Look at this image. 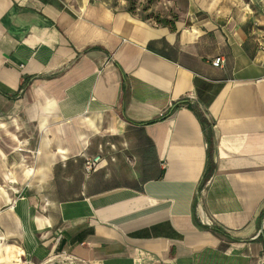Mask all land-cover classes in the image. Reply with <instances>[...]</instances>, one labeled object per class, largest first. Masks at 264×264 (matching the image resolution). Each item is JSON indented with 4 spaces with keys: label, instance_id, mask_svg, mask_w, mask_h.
Wrapping results in <instances>:
<instances>
[{
    "label": "crops",
    "instance_id": "1",
    "mask_svg": "<svg viewBox=\"0 0 264 264\" xmlns=\"http://www.w3.org/2000/svg\"><path fill=\"white\" fill-rule=\"evenodd\" d=\"M263 219L264 0H0V264H264Z\"/></svg>",
    "mask_w": 264,
    "mask_h": 264
},
{
    "label": "rangeland",
    "instance_id": "2",
    "mask_svg": "<svg viewBox=\"0 0 264 264\" xmlns=\"http://www.w3.org/2000/svg\"><path fill=\"white\" fill-rule=\"evenodd\" d=\"M110 3L155 23L173 24L184 13L185 0H110ZM84 155L88 154H83L82 159Z\"/></svg>",
    "mask_w": 264,
    "mask_h": 264
},
{
    "label": "built area",
    "instance_id": "3",
    "mask_svg": "<svg viewBox=\"0 0 264 264\" xmlns=\"http://www.w3.org/2000/svg\"><path fill=\"white\" fill-rule=\"evenodd\" d=\"M212 65L216 66V67H221L224 63V60L222 57H215L214 59H212L211 61ZM101 161V156L99 154L96 155H84L83 157V169L85 171V173H91L94 169H96V167L98 166V164ZM264 220V219H263Z\"/></svg>",
    "mask_w": 264,
    "mask_h": 264
},
{
    "label": "trees",
    "instance_id": "4",
    "mask_svg": "<svg viewBox=\"0 0 264 264\" xmlns=\"http://www.w3.org/2000/svg\"><path fill=\"white\" fill-rule=\"evenodd\" d=\"M176 105H178V103ZM166 114H167V112H166ZM166 114H164L163 116H165ZM201 123H202V126H203L204 130H206V132H209L210 129H208L209 127H208L207 123L203 119H201ZM207 174H206V176H207Z\"/></svg>",
    "mask_w": 264,
    "mask_h": 264
},
{
    "label": "clouds",
    "instance_id": "5",
    "mask_svg": "<svg viewBox=\"0 0 264 264\" xmlns=\"http://www.w3.org/2000/svg\"><path fill=\"white\" fill-rule=\"evenodd\" d=\"M56 108V101H49L48 109H55Z\"/></svg>",
    "mask_w": 264,
    "mask_h": 264
}]
</instances>
